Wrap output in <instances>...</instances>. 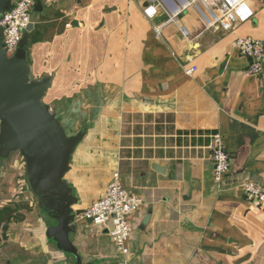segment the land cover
<instances>
[{
  "label": "crops",
  "instance_id": "crops-1",
  "mask_svg": "<svg viewBox=\"0 0 264 264\" xmlns=\"http://www.w3.org/2000/svg\"><path fill=\"white\" fill-rule=\"evenodd\" d=\"M246 1L252 16L231 30L208 28L185 10L187 38L175 24L158 38L134 0L35 1L33 24L45 29L27 51L32 77H52L45 101L67 133L106 137L98 158L84 150L85 164L95 160L89 170L106 178L74 206L73 243L84 264H264V209L242 189L244 181L264 186V60L259 74H248V60L232 47L239 37H264V0ZM71 119L87 122L76 128ZM217 132L231 157L220 186L208 150ZM11 167L28 183L22 156L0 158V264H75L48 238V214L11 198L28 190L17 187L21 178L13 186ZM114 172L144 201L132 216L128 263L106 230L76 218ZM5 191L10 198L2 199Z\"/></svg>",
  "mask_w": 264,
  "mask_h": 264
},
{
  "label": "water",
  "instance_id": "water-1",
  "mask_svg": "<svg viewBox=\"0 0 264 264\" xmlns=\"http://www.w3.org/2000/svg\"><path fill=\"white\" fill-rule=\"evenodd\" d=\"M11 4L12 0H0V15ZM33 28L31 23L16 54L9 56L3 46L4 31L0 27V158L20 153L39 206L56 222L48 227V238L60 251L73 255L75 264H84L73 243V235L77 233L74 206L80 200L66 176L85 133L68 135L52 106L45 101L52 77L38 79L31 75L27 51L29 32ZM153 169L165 172V167L157 163Z\"/></svg>",
  "mask_w": 264,
  "mask_h": 264
},
{
  "label": "built area",
  "instance_id": "built-area-1",
  "mask_svg": "<svg viewBox=\"0 0 264 264\" xmlns=\"http://www.w3.org/2000/svg\"><path fill=\"white\" fill-rule=\"evenodd\" d=\"M36 0H12L11 7L0 15L3 28V46L9 56L16 54L20 41L33 23L32 10ZM140 4L143 14L152 22L155 35L160 38L163 29L171 24L178 26L182 37L190 36L189 29L181 24L180 16L191 9L200 17L206 27H220L231 30L238 23L252 16L246 0H134ZM163 14V15H162ZM162 15L159 23L153 24ZM232 47L248 60V74H259L264 60V37H239L233 40ZM198 71L197 66L186 67L187 75ZM208 150L213 161V179L218 186L231 169V157L221 133H213ZM242 189L252 205L264 209V186L255 181H244ZM144 204L143 198L127 189L119 172H114L103 194L89 206L80 210L77 220H91L101 230H106L114 246L124 260L129 262L131 252L129 241L133 233L132 216Z\"/></svg>",
  "mask_w": 264,
  "mask_h": 264
},
{
  "label": "rangeland",
  "instance_id": "rangeland-1",
  "mask_svg": "<svg viewBox=\"0 0 264 264\" xmlns=\"http://www.w3.org/2000/svg\"><path fill=\"white\" fill-rule=\"evenodd\" d=\"M88 113L91 114V113H96V112H88ZM71 120H73L74 123H69V125L70 126L74 125V127L76 126V128H81L80 124L87 122V120H84V119H77V121L75 119H71ZM92 121H93V118L88 119V123L92 122ZM73 130L71 131V129L69 127L70 133H68V135L76 134V133H73L74 132ZM86 135L87 134H85L82 141L79 143L78 147L76 148V152H75L73 159H72V169L66 176V179L68 182H70V181L73 182V186L71 184L70 185L74 189V194L78 198H80L81 200L82 199H89V198H91V196H94V194L96 192H98V188L102 186L103 181L106 178V174H104V173L103 174H96V172H95L93 174L91 172V170H89L91 168V167H89V164L95 161L93 159L98 158L102 152L105 153V151H103V150L101 152L98 149V147L101 146L102 142L106 141V137H105L103 132L100 133L99 135H97L96 139L94 137H92L90 139V136L92 134L87 135V136ZM89 147H92V149L88 152ZM84 150L86 152H88L90 157L93 158V159H88L90 161L87 164H85V153H84L85 151ZM14 154L21 157L19 152H14ZM10 169L11 170L7 173L13 179V181H14L13 186H15L17 184V181L20 178L21 179H24V178H23V176L20 177V175L17 174L15 168L11 167ZM23 174H24V172H23ZM24 182H25V184H24ZM23 185H25V187H27L28 190H26V189L24 190V188H23L20 190L18 196L17 195L11 196L13 201H16V202L17 201H25V202L28 201L29 203L33 202L35 204V206L39 207V204L37 202V198L35 195H33V192H31L30 186L27 183L26 179H24L23 182H22V180H21V182H18L17 187H20V186L22 187ZM8 186H9V184H8ZM13 186H11V188ZM7 189H8V187H7ZM8 197L10 198L9 192L6 193V191H5V195L2 196V199H6ZM90 204H88V206ZM47 219H48L47 220L48 226L54 224V221L52 218L48 217ZM43 227L45 228V223L43 224Z\"/></svg>",
  "mask_w": 264,
  "mask_h": 264
},
{
  "label": "trees",
  "instance_id": "trees-1",
  "mask_svg": "<svg viewBox=\"0 0 264 264\" xmlns=\"http://www.w3.org/2000/svg\"><path fill=\"white\" fill-rule=\"evenodd\" d=\"M45 29V26L41 24H36L34 28L29 32V37H30V45L38 40H41L43 38V34L41 33L40 30ZM30 47V46H29ZM7 216H11V212L8 211L6 215L3 217V219Z\"/></svg>",
  "mask_w": 264,
  "mask_h": 264
},
{
  "label": "flooded vegetation",
  "instance_id": "flooded-vegetation-1",
  "mask_svg": "<svg viewBox=\"0 0 264 264\" xmlns=\"http://www.w3.org/2000/svg\"><path fill=\"white\" fill-rule=\"evenodd\" d=\"M53 221H54V223H56L54 219H53Z\"/></svg>",
  "mask_w": 264,
  "mask_h": 264
}]
</instances>
